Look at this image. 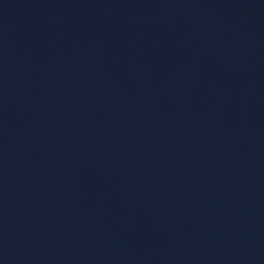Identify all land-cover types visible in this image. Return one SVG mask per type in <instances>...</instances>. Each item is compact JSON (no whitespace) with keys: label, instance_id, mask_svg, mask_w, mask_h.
I'll return each instance as SVG.
<instances>
[{"label":"water","instance_id":"obj_1","mask_svg":"<svg viewBox=\"0 0 264 264\" xmlns=\"http://www.w3.org/2000/svg\"><path fill=\"white\" fill-rule=\"evenodd\" d=\"M0 264H264V0H0Z\"/></svg>","mask_w":264,"mask_h":264}]
</instances>
